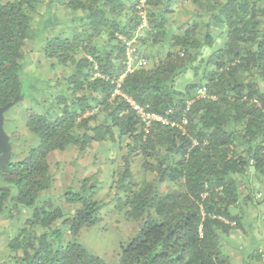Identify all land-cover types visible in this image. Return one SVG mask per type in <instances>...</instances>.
Listing matches in <instances>:
<instances>
[{
    "label": "trees",
    "instance_id": "16d2710c",
    "mask_svg": "<svg viewBox=\"0 0 264 264\" xmlns=\"http://www.w3.org/2000/svg\"><path fill=\"white\" fill-rule=\"evenodd\" d=\"M37 41L54 78L25 71ZM17 94L37 140L8 130L0 264H231L222 239L264 189V0H0V106ZM129 100L169 123L145 132ZM94 143L125 150L107 191H53L50 153ZM107 194L137 223L111 259L78 239ZM243 255L264 264V247Z\"/></svg>",
    "mask_w": 264,
    "mask_h": 264
},
{
    "label": "rangeland",
    "instance_id": "374dc122",
    "mask_svg": "<svg viewBox=\"0 0 264 264\" xmlns=\"http://www.w3.org/2000/svg\"><path fill=\"white\" fill-rule=\"evenodd\" d=\"M44 10L43 6L39 9V14L42 19H44ZM59 15L62 14L59 13ZM64 25L65 23L60 24L55 30L63 28ZM40 44L41 42L38 43L37 41L33 43L31 42L28 46L25 71L41 79L54 78L52 70L48 68V60H46V58L40 53ZM23 90L25 92L29 91L26 84H24ZM20 102V105H17L5 112L4 128L6 133L9 135L8 132L12 130V127H15L16 129H14V134L16 136H14L16 138L23 139L25 143H32L34 140H37V138L30 137L26 133V130L23 127V119H21L25 117L23 106L26 107L29 103ZM32 104L33 103H31L29 107L34 105ZM10 133L12 134L13 132ZM122 152H125V150L117 152V149L112 145H97L95 143L84 154H79L76 147H73L70 150L66 149L61 151V153L54 152V155H50L48 157L53 172V191L56 192L57 189L63 190L65 186L71 182L72 186L77 185L74 183L86 176H94L95 178L102 179V192L107 191V185L109 182L108 176L110 177L111 170L115 166L114 162L118 159ZM71 177L75 181L70 180ZM101 195H103V193ZM253 195L255 199L254 204L245 207L248 212L249 219L253 220L252 224L248 223L246 225V230L238 228L236 231L232 232L230 239H222V241L225 242L222 248L231 258V264H247V262L244 261L245 256L243 254H254L264 247V243L262 244V242H264V189H255ZM104 199L107 201V204L103 208V222L80 231L78 239L93 252L101 255L102 257L111 259L115 254V249L118 246L119 241L123 238L131 236V234L136 230L137 223L123 221L122 216L117 214L113 209L114 200L111 201L108 194L105 195ZM5 227L6 231L4 234L0 235V253L4 247V235L6 236L11 231V229H9V221L5 218H1L0 229ZM255 258L256 257L249 258L250 263L248 262V264H262L261 261H257Z\"/></svg>",
    "mask_w": 264,
    "mask_h": 264
},
{
    "label": "water",
    "instance_id": "95a60500",
    "mask_svg": "<svg viewBox=\"0 0 264 264\" xmlns=\"http://www.w3.org/2000/svg\"><path fill=\"white\" fill-rule=\"evenodd\" d=\"M21 100H23V95L17 94L11 101L0 106V172L2 168L8 165L12 154L10 136L4 129V114ZM6 186L7 184L3 182L0 176V187Z\"/></svg>",
    "mask_w": 264,
    "mask_h": 264
},
{
    "label": "built area",
    "instance_id": "2783aa9c",
    "mask_svg": "<svg viewBox=\"0 0 264 264\" xmlns=\"http://www.w3.org/2000/svg\"><path fill=\"white\" fill-rule=\"evenodd\" d=\"M127 70H129V67L127 68ZM198 93L202 94L203 89H199ZM129 103L132 105L134 110L137 112V114L140 118V121L143 124L145 132L148 131L149 126H151V124L154 121L161 122L162 124H168L169 123L163 116L155 114V113L151 112L150 110H147L145 107H142V106L135 104L131 100H129Z\"/></svg>",
    "mask_w": 264,
    "mask_h": 264
},
{
    "label": "crops",
    "instance_id": "0c3cea01",
    "mask_svg": "<svg viewBox=\"0 0 264 264\" xmlns=\"http://www.w3.org/2000/svg\"><path fill=\"white\" fill-rule=\"evenodd\" d=\"M52 153H53V154H50V155H54V152H52ZM56 153H58V152H56ZM60 153H61V152H60ZM50 155H49V156H50ZM71 178H72V177H71ZM71 178H70V179H71Z\"/></svg>",
    "mask_w": 264,
    "mask_h": 264
}]
</instances>
